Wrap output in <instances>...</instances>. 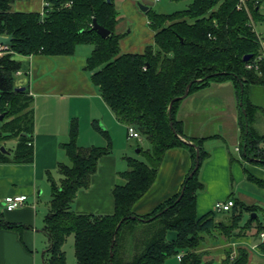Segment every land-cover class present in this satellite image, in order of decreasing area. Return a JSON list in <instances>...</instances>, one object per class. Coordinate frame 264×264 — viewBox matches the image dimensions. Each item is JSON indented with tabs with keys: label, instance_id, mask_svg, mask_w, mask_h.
<instances>
[{
	"label": "trees",
	"instance_id": "16d2710c",
	"mask_svg": "<svg viewBox=\"0 0 264 264\" xmlns=\"http://www.w3.org/2000/svg\"><path fill=\"white\" fill-rule=\"evenodd\" d=\"M15 1L0 0V35H13L12 44L0 58V116L5 114L0 120V162L24 164L34 159L29 144L34 126L32 98L27 88L16 90L14 74L22 67L16 56H72L80 45L93 46L87 68L105 103L121 122L134 126L151 144L146 151L140 147L144 160L126 157L128 168L121 173L126 183L113 190V213L76 212L72 203L80 190L90 187L99 160L110 153L112 141L94 122L107 145L80 146L78 120L71 121L69 141L63 144L70 163L58 164L59 180L46 172L52 195L45 216L50 246L44 264H67L63 245L72 234L77 264H166L182 251L185 256L177 259L178 264H212V260L203 259L208 236L214 240L218 234L221 241L229 242L235 233L241 237L252 231L255 235L264 232V220L252 218L257 208L238 200L228 211L215 210L198 217L197 194L204 187L200 171L208 157L203 146L206 138L191 139L200 149V165L195 170L196 149L175 135L169 114L172 99L183 95L191 81L204 79L193 83L190 94L210 82L232 80L243 102L238 118L239 150L245 159L264 164V133L256 127L262 124L259 114H264V106L248 96L249 87L264 86V63L256 71L248 69L244 61L245 55H252L253 60L260 52V38L251 24V19L262 16L259 0H248V10L238 9L239 0H190L188 8L171 14L149 8L146 14L155 32L154 44L143 53H122L124 34L117 31L120 14L113 0H48L43 13L12 12ZM94 18L110 31L109 36L102 37L92 28ZM182 101L173 104L172 120L176 131L185 137L182 122L176 119ZM16 138L12 156L1 150ZM175 147L188 149L193 158L181 199L182 189L152 213L140 216L154 217L152 220L127 219L115 233L123 218L135 215L133 205L154 183L166 151ZM3 223L0 220V225ZM170 231L176 232L174 239L168 238ZM261 247L264 251V242ZM225 254L222 264H248L249 251L244 247L229 244Z\"/></svg>",
	"mask_w": 264,
	"mask_h": 264
},
{
	"label": "crops",
	"instance_id": "0c3cea01",
	"mask_svg": "<svg viewBox=\"0 0 264 264\" xmlns=\"http://www.w3.org/2000/svg\"><path fill=\"white\" fill-rule=\"evenodd\" d=\"M160 1L113 0L120 14L117 31L124 34L120 44L122 53H143L148 45L154 44L155 32L139 3L150 8L152 3ZM44 4L45 0H16L11 10L42 13ZM92 51L93 46L80 45L72 56H16L22 64L14 74L16 85L25 86L32 98L34 126L29 144L33 146L34 159L24 164L0 162V220L5 223L0 225V264H44L45 253L50 246L49 235L44 230L45 216L52 195L46 172L49 170L56 179H60L58 164L70 163L63 144L69 141L73 119L79 123L80 146L107 145L104 134L94 126L96 122L108 132L112 148L110 153L100 158L90 187L78 192L72 209L93 214H110L115 210L113 190L126 183L121 173L128 168L126 157H134L129 146L133 138L128 135V125L116 117L91 79L87 60ZM240 105L234 82L225 80L210 82L190 94L176 112L185 138H206L203 146L208 157L200 171L204 187L197 194L198 217L215 211L217 201L232 199L249 207L255 206L256 217L264 220V164L245 159L237 149L240 145ZM212 124H216V130L211 129ZM228 124L232 125L230 136L226 133ZM143 139V136L137 139L140 147L144 151L149 150V147H143L146 144ZM17 141L14 139L10 148L5 144L6 150L11 149L7 150L8 155H13ZM235 141L237 144L232 152L230 144ZM140 147L137 155L141 154ZM234 153L238 156L235 157ZM230 156L234 161H230ZM192 165L193 158L188 149L175 147L167 150L154 183L133 205L135 215L146 216L176 196ZM9 195H26L28 200L21 208L7 211L4 198ZM43 197L47 199L45 204H42ZM248 217L249 214L245 221ZM262 234L264 232L255 235L252 231L247 236L235 235L231 239L232 246L249 251L248 264H264ZM175 237L176 232L170 239Z\"/></svg>",
	"mask_w": 264,
	"mask_h": 264
},
{
	"label": "rangeland",
	"instance_id": "374dc122",
	"mask_svg": "<svg viewBox=\"0 0 264 264\" xmlns=\"http://www.w3.org/2000/svg\"><path fill=\"white\" fill-rule=\"evenodd\" d=\"M259 1L261 2L260 12H261L262 16L259 19H256V20L253 19L254 20V28H255L257 34L260 35L264 39V0H259ZM190 2H191L190 0H161L160 2L152 3L150 8H152L154 11H156L158 13L171 14V13H174L177 11L185 10L186 8H188ZM8 46H10V45H8ZM249 91H250V94H249ZM263 91H264V86L254 85V86H251L250 89H248V96L251 95L250 99L254 100L256 102V104L264 106V94L261 93ZM223 94H226V92ZM205 100H206V98L203 99V101H205ZM210 100H213V99L210 98ZM259 116H260V119H262V124H258V125H256V127L259 128L260 132L264 133V114L260 113ZM211 127H212L211 129L216 130V124H214V125L212 124ZM226 127H227L226 129L228 130V131H226V133L228 134V136H230L231 130H232V125L228 124ZM144 142L146 143L145 145L143 144V147H145V149H147L148 147L151 148V144L149 143V141H147L146 138L143 139V143ZM13 143H14V139H11V140L7 141L5 144L8 148H10V147H12ZM139 144H140V142L134 138L129 142V146L132 149L131 153L134 155V157L136 156V157H138V159L144 160L145 158L142 154L137 155V153H136L137 149L140 147ZM236 144H237L236 141L230 144L232 152H233V148ZM234 156L236 157V156H238V154L234 153ZM41 200L43 202L42 204H45L47 199L45 197H43ZM173 234H175V231H170L168 234V238L170 239ZM235 235L236 234H233L232 237H235ZM214 236H215L214 240L210 236L207 237L206 243L204 245V247L206 248L205 249L206 254L204 255L203 259L205 261H208V262L212 260L213 261L212 264H222L223 259L226 257L225 248H227L229 244L231 245L232 237H231V239H229V242H227V240L221 241L220 239L222 237H220L218 234H216ZM63 250H64L65 255H66V263L67 264H77V258H76V254H75V238H74L73 234L67 237V239L63 245ZM234 254H235V252H233L231 256H235ZM166 264H178L177 258L176 257L169 258L168 261L166 262Z\"/></svg>",
	"mask_w": 264,
	"mask_h": 264
},
{
	"label": "water",
	"instance_id": "95a60500",
	"mask_svg": "<svg viewBox=\"0 0 264 264\" xmlns=\"http://www.w3.org/2000/svg\"><path fill=\"white\" fill-rule=\"evenodd\" d=\"M108 2H111L112 0H107ZM139 6L141 8V10L143 11H147L149 9L148 6L142 4V3H139ZM92 28L94 30H96L102 37H107L110 35V31L106 28H104L103 26H101L97 19L94 18L93 20V26ZM12 41H13V35H0V45H11L12 44ZM252 55H245L244 56V61L245 62H248L250 59H251ZM211 76H207V79L210 78ZM204 79H196L194 81H191L187 87H186V90H185V93L183 95H180V96H176L172 99L170 105H169V114H170V126L172 127L175 135L180 139L182 140L185 144L187 145H191V146H194L195 149H196V163H195V170H197L199 168V165H200V149L199 147L196 145V143H194L192 140L190 139H187L185 138L184 136L180 135L176 129L174 128V123H173V120H172V108H173V104L177 101H181V100H184L186 97L189 96L190 94V90H191V87L193 85V83L195 82H201L203 81ZM241 87H242V92L244 91V88H243V84L241 83ZM26 89L25 86H22V87H17L16 90H19V91H24ZM243 104V102L241 101V105ZM244 113L246 114V111L244 110ZM4 115L5 114H2L0 116V120L2 121L4 119ZM1 150L3 152H7V150L5 149L4 146L1 147ZM139 151V149L137 150ZM184 189V188H183ZM183 189H182V192H181V195L179 196L178 200L181 199L182 197V194H183ZM252 217H256V214L253 213ZM154 217H151L149 219H146V218H142L140 216H137V215H132V216H128V217H125L123 218L117 225V228H116V232L118 231V229L120 228V226L122 225L123 221L127 220V219H139V220H142V221H150L152 220ZM114 242H115V237L113 239V243H112V247L114 246ZM114 253L113 251L111 250V258L113 257ZM110 264H114L113 262H111Z\"/></svg>",
	"mask_w": 264,
	"mask_h": 264
},
{
	"label": "built area",
	"instance_id": "2783aa9c",
	"mask_svg": "<svg viewBox=\"0 0 264 264\" xmlns=\"http://www.w3.org/2000/svg\"><path fill=\"white\" fill-rule=\"evenodd\" d=\"M160 1V0H156ZM248 0H239L238 2V9H246L248 10ZM48 0H45L44 7L48 5ZM43 13V12H42ZM251 24L254 26V20L251 19ZM260 40V52L259 54L253 59L246 62V67L248 69H255L256 71H260V66L264 63V39L259 35ZM7 49H9L8 45H0V58L6 53ZM128 135L131 138L141 139V133L134 127L128 126ZM239 150V147L237 148ZM28 200V196L26 195H9L4 198V208L7 211H14L18 208H21L26 201ZM234 205V200H219L215 203V210L219 212L228 211ZM264 238V234H262ZM185 256V252L182 251L177 255L178 261H181Z\"/></svg>",
	"mask_w": 264,
	"mask_h": 264
}]
</instances>
